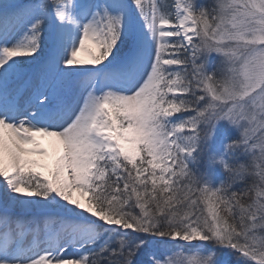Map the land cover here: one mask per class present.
<instances>
[{"label": "snow or ice", "instance_id": "obj_1", "mask_svg": "<svg viewBox=\"0 0 264 264\" xmlns=\"http://www.w3.org/2000/svg\"><path fill=\"white\" fill-rule=\"evenodd\" d=\"M0 264H264V0H0Z\"/></svg>", "mask_w": 264, "mask_h": 264}, {"label": "trees", "instance_id": "obj_2", "mask_svg": "<svg viewBox=\"0 0 264 264\" xmlns=\"http://www.w3.org/2000/svg\"><path fill=\"white\" fill-rule=\"evenodd\" d=\"M168 2L170 4L173 3L172 0H168ZM201 2L208 3V2H210V0H201ZM222 178H223V172H222V169L219 168L218 170L215 171V175H214V178H213V181H212V185L211 186L213 188L217 187L219 185V183H220V181H221ZM137 211H138V209H137ZM189 250L190 249H188V248H184V252H187L188 253Z\"/></svg>", "mask_w": 264, "mask_h": 264}, {"label": "bare ground", "instance_id": "obj_3", "mask_svg": "<svg viewBox=\"0 0 264 264\" xmlns=\"http://www.w3.org/2000/svg\"><path fill=\"white\" fill-rule=\"evenodd\" d=\"M80 59L82 60H86L83 56L80 55ZM44 143L47 145L49 142L48 141H44ZM76 198L81 200L82 202H85L86 198L81 197L80 193H76Z\"/></svg>", "mask_w": 264, "mask_h": 264}, {"label": "rangeland", "instance_id": "obj_4", "mask_svg": "<svg viewBox=\"0 0 264 264\" xmlns=\"http://www.w3.org/2000/svg\"><path fill=\"white\" fill-rule=\"evenodd\" d=\"M166 2L169 3L168 0H166ZM169 4H170V3H169ZM81 56H83L86 60L89 59V57H88V55H87L86 52H85V53H81ZM200 171H204V169L201 167ZM193 243L196 244V243H199V242H193ZM186 247H187L188 249L191 248V246H189V245L186 246ZM185 254H187V252H185Z\"/></svg>", "mask_w": 264, "mask_h": 264}]
</instances>
